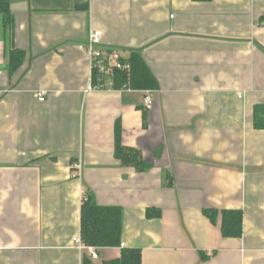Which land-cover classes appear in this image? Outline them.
<instances>
[{
    "label": "crops",
    "instance_id": "crops-1",
    "mask_svg": "<svg viewBox=\"0 0 264 264\" xmlns=\"http://www.w3.org/2000/svg\"><path fill=\"white\" fill-rule=\"evenodd\" d=\"M11 11L13 32L0 17V264L91 260L75 246L88 195L123 213L122 248L98 249L93 264L123 249L142 264H264V0H11ZM93 32L123 60L142 57L159 84L151 110L146 91H88ZM12 48L25 53L15 74ZM118 126L150 169L116 159ZM206 210L241 211L242 238H223Z\"/></svg>",
    "mask_w": 264,
    "mask_h": 264
},
{
    "label": "trees",
    "instance_id": "trees-1",
    "mask_svg": "<svg viewBox=\"0 0 264 264\" xmlns=\"http://www.w3.org/2000/svg\"><path fill=\"white\" fill-rule=\"evenodd\" d=\"M208 2L210 0H194ZM0 17L5 28L11 32L15 29V18L11 11V0H0ZM25 53L12 48L8 55L9 72L15 74L23 64ZM125 61V60H124ZM128 62L131 71L114 73V90L156 91L159 84L139 54H132ZM97 73L93 76V84L98 82ZM254 126L264 130V107L255 110ZM115 157L123 166L134 167L138 172L150 169V164L143 161L141 154L133 149L125 148L121 142V129L116 130ZM204 216L213 224L221 221V233L225 239H240L243 236V213L241 211L206 210ZM148 218H153L148 211ZM123 213L120 208H105L96 204L93 196H85L81 210V240L86 247L95 249L122 248ZM205 258V256H203ZM83 264H93L84 257ZM104 264H142L139 250L123 249L121 257Z\"/></svg>",
    "mask_w": 264,
    "mask_h": 264
},
{
    "label": "built area",
    "instance_id": "built-area-1",
    "mask_svg": "<svg viewBox=\"0 0 264 264\" xmlns=\"http://www.w3.org/2000/svg\"><path fill=\"white\" fill-rule=\"evenodd\" d=\"M88 53L91 61L92 77L91 85L88 91H101L107 88L113 89L114 87V73L116 71H131V65L124 61L119 54L113 50L104 49L102 47V34L100 32H93L89 36ZM97 73L99 79L96 85L93 84V76ZM46 93L38 95L39 102H45ZM144 109L149 111L154 105L153 98L150 92L145 93ZM75 170L81 171L82 166L75 165ZM75 246L80 252L87 253L92 261L99 260L97 249L86 247L81 238L75 239Z\"/></svg>",
    "mask_w": 264,
    "mask_h": 264
},
{
    "label": "rangeland",
    "instance_id": "rangeland-1",
    "mask_svg": "<svg viewBox=\"0 0 264 264\" xmlns=\"http://www.w3.org/2000/svg\"><path fill=\"white\" fill-rule=\"evenodd\" d=\"M115 53H117V52H115ZM118 54V53H117Z\"/></svg>",
    "mask_w": 264,
    "mask_h": 264
}]
</instances>
